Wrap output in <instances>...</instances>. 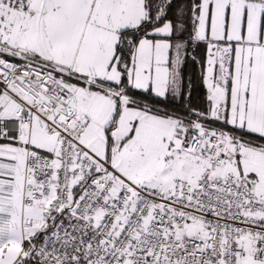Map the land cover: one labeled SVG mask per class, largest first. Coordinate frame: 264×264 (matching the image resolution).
<instances>
[{
    "label": "snow or ice",
    "instance_id": "obj_1",
    "mask_svg": "<svg viewBox=\"0 0 264 264\" xmlns=\"http://www.w3.org/2000/svg\"><path fill=\"white\" fill-rule=\"evenodd\" d=\"M0 264H264V0H0Z\"/></svg>",
    "mask_w": 264,
    "mask_h": 264
}]
</instances>
